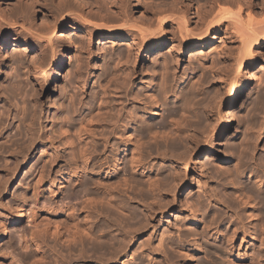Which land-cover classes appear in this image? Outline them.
Here are the masks:
<instances>
[{
	"label": "bare ground",
	"instance_id": "1",
	"mask_svg": "<svg viewBox=\"0 0 264 264\" xmlns=\"http://www.w3.org/2000/svg\"><path fill=\"white\" fill-rule=\"evenodd\" d=\"M16 1V5L9 7V0H0L6 8L5 11L0 7V169L4 172V176L0 177V185L5 186L11 179L13 182L21 168L30 167L36 154L40 152L48 159H43L44 163L40 161V167L38 164L35 166L37 173L29 182L32 183L34 191L40 184L51 181L52 170L61 165L60 182H74L77 184V191L74 192L73 187L66 190L69 192L66 193L69 202L67 205L61 203V211L47 200L40 204L36 201L35 205H40L38 208H31V205L23 210L20 207L22 210L18 211L13 224L22 219L24 211L28 217L37 220L36 226L44 230L53 227V233L57 237L66 234L65 243L83 246L84 241L89 242L97 237L93 236V229L88 230L91 228H88L90 216L95 215L94 219L100 216L105 220V225H110L109 228L115 235L110 238L108 234L107 238L110 239L103 238L99 240L98 246H92L94 251H110L109 258H105L106 263L118 264L122 259L130 262L133 259L130 248L141 241L138 251L147 256L148 264L155 260L160 261L158 264H168L170 261L173 264L175 259L178 264H204L194 258L200 251L201 244L195 246L193 255L190 248L182 247L188 237L187 231L177 234L178 240H181L180 244L166 241L164 236L158 237L157 232L161 225H164L168 232H172L169 220L170 212L175 208V212L180 215L189 212L184 223L187 226L189 224V228L185 227V230H189L191 236L206 238L205 231L214 232L215 229V239L223 242L217 245L213 242V247L208 244L211 249L206 248L205 243L206 247L201 251H206V257H215V261L209 258L210 262L207 264H263L264 148L261 157L254 159V155L259 148V141L264 136V82L262 91L254 97L256 88L252 86L250 76L243 72L246 65L247 68L256 69L262 64L261 68L264 70V0L260 3H254L255 0H170L168 4L113 0L110 2V11L113 10L114 14L108 11L109 7L107 8L106 3L101 0ZM131 10L135 11L139 18H135ZM38 12H43L45 18L39 25L33 21ZM58 30L63 33L59 38L64 44V53L58 51L59 47L56 48L54 43L53 35ZM71 31L81 33V37L77 39L79 54L75 57L76 64L70 70L71 76L67 81L77 91L72 95L68 92L67 96L68 88L61 89L62 98L59 97V104L57 101L58 105L54 106L58 117L51 121L49 117L53 106L50 100L42 101L41 96L49 83L57 81L58 74L68 62L65 60L72 58L71 49L77 40L69 34ZM221 33L224 34L222 37L229 38L227 51L225 49L219 59L211 63L202 58L200 74L190 64L192 76L189 78L181 74L180 86L177 90L174 89L176 94L170 103L167 98L177 82L176 78L184 64L186 52H190L196 59L197 54H201V50L210 43L209 38L215 40V36ZM99 41L109 43L113 47L119 44L121 54L119 51L117 54L123 58L122 63L118 62L120 68L113 67L112 63L110 66L111 61L108 62L103 56L106 51L100 53L98 51L102 49H94V42ZM9 43L12 44L13 51L10 55L15 57L12 62L16 60V63L26 64V69L24 65L23 69L26 70L25 81L28 82L26 87L29 90V93L25 88L20 90V85L15 81L18 77L11 78L12 85L14 81L19 85L16 90L19 87L18 90L27 92V96L24 93L25 100L22 105H19L21 107L17 105L18 108L14 109L15 116L20 118H14H19V124L16 127L13 125L15 128L12 126V129L16 130L15 136L17 135L12 141L6 140L7 129L11 123L9 122V126L4 125L5 121L10 120L11 101L5 91L7 84L5 87L3 85L5 89L1 87L2 76H10L7 73L10 66L6 64L8 53L5 49ZM164 53H167L165 58ZM150 56L153 59L148 70L144 67L139 69V64L149 60ZM101 58L102 74L101 79L98 77L100 81L99 85L97 84L100 92L91 96L89 84L95 78ZM9 64L12 65L11 61ZM12 74L11 76L21 77L20 74ZM25 75L22 78H25ZM111 81L114 82L113 89L108 85ZM19 82L22 84L21 79ZM16 85L14 83V87ZM244 89L245 95H242ZM252 97L255 100L253 99L254 103L250 106ZM228 104L232 108L227 112V121H223L221 111ZM235 108L241 116L235 132L231 135L227 117H235L238 113H233ZM11 114L13 115V112ZM177 116L180 121L173 119L175 137H163L168 134L164 133L168 129L167 121ZM219 129H222L223 135ZM12 136L14 138V135ZM159 138L163 140L162 143L158 142ZM230 138H234V142H230ZM8 141L12 142V145H8ZM202 153L206 156L203 165L200 159ZM144 154H149L153 160L164 165L169 164L171 170L165 169L166 167L159 169L158 173L153 172V167L146 170L144 167L148 166V162L145 161L148 159L146 160ZM251 162L260 169L259 176L257 175L259 179L254 178L255 184H251L249 179L237 183V179L250 176ZM232 173L238 178L235 179ZM84 174L92 176L93 180H85ZM254 174L255 172L252 176ZM226 177L232 182V187L236 184L237 193L230 187V190L227 189L229 191L225 190L219 194L220 192L216 191L218 187H213V181L219 186ZM140 180L144 181L147 189ZM182 184H187L190 189L194 184H199L208 204L213 203L230 211L235 217L234 220L232 218V223H227L229 226L225 224L229 227L228 230L224 227L225 230L219 231V226L224 220L219 210L212 209L209 213L212 219L208 220L205 212L209 211V208L199 195H193L195 198L189 199L186 207L183 205L185 199L183 204L180 199L181 204L177 202V205H174ZM91 187L100 193L98 194L101 199L97 198L99 196L96 193V198L100 201H91L93 198L96 200ZM129 189L132 194L138 192L139 198L132 197L130 201L139 203L140 213L137 208L135 210L131 207L133 204L128 205L124 204L125 201L120 203L117 200L125 197ZM148 196L151 200L147 203ZM115 200L119 202L117 205ZM111 211L123 216L127 225L120 224L122 219L121 222L116 220L117 218L112 220ZM101 229L104 230V226ZM106 229L107 227L105 231ZM108 233H111L110 229ZM17 238L20 249L26 250L30 247L27 237L21 234V231L17 233ZM34 238L39 239L41 243L35 240L34 242L46 247L47 243L45 244L43 237L34 234L31 239ZM97 238L101 239L100 236ZM10 249L0 252V264L21 263ZM85 252L84 249L78 250L77 256H80L82 261H86ZM66 259H57L55 263L69 264ZM88 259L92 262L91 258ZM100 259L97 258L91 264H104V260ZM132 264L145 263L138 259Z\"/></svg>",
	"mask_w": 264,
	"mask_h": 264
},
{
	"label": "rangeland",
	"instance_id": "2",
	"mask_svg": "<svg viewBox=\"0 0 264 264\" xmlns=\"http://www.w3.org/2000/svg\"><path fill=\"white\" fill-rule=\"evenodd\" d=\"M32 1H36V0H32ZM39 1V0H38ZM58 1V0H57ZM90 2H93V0H89ZM100 1V0H99ZM111 1H113V0H101V2L103 3V2H105L106 4H105V6H107V8L109 9L108 11L109 12H111V14H114V11L112 10V11H110L112 8H110V2ZM131 1H133V2H139L140 4H147V3H156V4H159V3H166V4H168L169 3V1L170 0H131ZM195 1H199V0H195ZM260 3L261 2V0H255L254 1V3ZM15 3H17V1L16 0H9V7H13L14 5H16ZM12 5V6H11ZM0 7L2 8V9H4L5 11H6V8H5V4H3L2 2H0ZM131 12H132V15L135 17V18H139V15L135 12V11H133V10H131ZM192 12H194V10L192 9ZM245 18V17H244ZM44 20H45V18H44V13L43 12H38L35 16H34V23L35 24H37V25H39V24H41L42 22H44ZM60 34H63L62 32H61V30H58L54 35H53V38H55V41H54V43H55V45H57L56 46V48L57 47H59L58 48V51H61L62 53H64L63 52V48H64V44H62L63 42L61 41L62 39L61 38H59L60 36ZM69 34H71L72 35V38H74L75 40H77V39H79L80 37H81V33H75V32H73V31H71V33H69ZM222 34V35H221ZM221 34H219V35H216L215 36V40L214 39H212V38H209V40H210V43L208 44V45H206L205 46V49H203V50H201V54H197V58L195 59V57H193V56H191V53L190 52H186V55H184V58H183V60H184V64L180 67V72H179V75L177 76V78H176V83H174V86L172 87V89H171V93H170V95L168 96V101L171 103V102H173V99L172 98H174V96H175V94H176V91L174 90V89H178L179 88V86H180V82H181V74H183V75H187L189 78L192 76V72L189 70V65L191 64L192 66H194V68L198 71L197 73L198 74H200L201 72H202V70H201V64H202V58H204V59H206V61H208V63L210 62H212V61H217V59H219V57L221 56V52L222 53H224L225 52V49H226V51H227V48H228V46H229V44H230V42H228L229 41V38H226L225 36L224 37H222L224 34L223 33H221ZM70 35V36H71ZM228 40V41H227ZM213 42V43H212ZM76 43V44H75ZM75 43L73 44V47H72V49H71V56H72V58H70V60H65V62L66 61H68V62H66L65 64H64V68L62 69V72L60 73V74H58V79H57V81H55V82H51V83H49L48 84V87H47V89L43 92V94H42V96H41V99H42V101H44V102H47V101H51V105L53 106V108L51 109V112H50V120L52 121V120H55L57 117H58V114H57V109L54 107V106H56V105H58L59 104V101H60V99H58L59 97L60 98H62V94H60V93H62L61 92V89H66V88H68V89H66V90H68L66 93H67V96H69V94L70 95H72L73 93H75V90L76 89H74L73 87H72V85H70L69 83H67V81H68V78L71 76V73L70 72H72V71H70L71 69H73L74 68V66H75V64H76V58L75 57H77L76 55H78L79 54V50H78V47H79V43H78V40H77V42L75 41ZM229 43V44H228ZM62 44V45H61ZM212 44V45H211ZM94 49L95 50H100V49H102V50H100V51H98V52H100V53H102V52H104V51H106V53H103L104 55V58L105 59H108L107 61L109 62V61H111V62H109L110 63V66L113 64V67H117V68H120V63L118 64V62L119 61H123V58H122V55H120L121 54V52L119 51V44L118 45H116V46H112V45H110L109 43H104V42H101V41H99V42H94ZM228 45V46H227ZM62 47V48H61ZM97 49H96V48ZM99 47V48H98ZM125 48V46H121V48ZM211 47V48H210ZM61 48V49H60ZM119 48V49H118ZM5 49H6V52L8 53L7 55H8V60H7V62H6V64H8L10 67L8 68L9 70H7V73H8V75H10L11 76V74L12 73H14L15 74V76L16 75H18V74H20L21 75V77L20 76H16V77H14V76H2L3 78H2V81H1V84H2V88H3V85H4V87H5V85H6V89L5 88H3V89H5V91H6V94H7V96H8V98H10V100L9 101H11L10 103V105H11V111H10V120L9 121H5L4 122V125H8L9 124V122L11 123V124H9L7 127H8V129H7V138H6V140H8V139H10V141H12L13 139H15L16 138V136H15V132H16V130L14 129L18 124H19V116L17 115V116H15L16 115V111L14 110V109H17L18 107H21V106H19L20 104L22 105V102H23V100H25V99H23L24 97H25V95H26V93L25 92H22L23 90H24V88H25V91L27 90L28 91V93H29V90H28V88L26 87V83H28V82H26L25 80H26V75H25V72H26V70L24 71V69H26V67H25V63L23 64L24 65V67H23V65H21L20 63H16V60H15V62H14V64H13V62H12V59H15V57H14V55L12 54V56L13 57H11V53H13V51H12V44L11 43H9L6 47H5ZM104 50V51H103ZM120 52V54L118 53L117 54V52ZM11 52V53H10ZM165 54L167 55V53H164V58H165ZM10 55V56H9ZM155 55V54H154ZM70 56V57H71ZM107 56V57H106ZM122 58V59H120V57ZM11 59H10V58ZM72 59V60H71ZM152 59H153V57H149V60H144V61H142L140 64H139V69H141L142 67H144L145 69L147 68V70H148V68L151 66V62H152ZM11 61V63H12V65L11 64H9V62ZM122 61H121V63H122ZM112 63V64H111ZM17 64H18V66H17ZM19 64L21 65L20 67H19ZM100 64V65H99ZM102 58L100 59V63H98V66H99V69H97L96 70V75H95V78L93 79V81H91V83L89 84V86H90V91H92V95L91 96H93L94 95V93H96V92H100V87L99 86H97V84L99 85V81H100V79H101V72H102V68H101V66H102ZM8 65H6V67L8 66ZM14 65V66H13ZM145 65V66H144ZM13 66V67H12ZM17 66V67H16ZM19 67V68H18ZM112 67V68H113ZM262 67V64H260V65H258L257 67H256V69L255 68H247V65L244 67V74H246L247 73V75L248 76H250L249 78H250V81H251V83H253L252 84V86H255V94L253 95L254 97H256V95H257V93L259 94L261 91H262V89L261 88H263V85H264V78H261V76H263L264 77V75H262V74H264V70H263V68H261ZM14 68V69H13ZM24 68V69H23ZM111 67H110V69H112ZM13 69V70H12ZM52 69H54V66H53V68ZM200 69V70H199ZM12 70V71H11ZM252 70V71H251ZM8 71H10V72H8ZM199 71H200V73H199ZM18 72V73H17ZM11 73V74H10ZM17 73V74H16ZM196 73V75H197V77L199 76L198 74ZM14 74H12V75H14ZM22 74H24L25 75V78H22V77H24V75H22ZM247 75H246V77H247ZM255 76V77H254ZM13 77V79H15V78H17L18 77V79H15V81L16 82H18V84L20 85V88L18 87V89H20V90H22V91H20V90H16V88H17V86H19L18 84L16 85V82L14 81L13 82V85H12V78ZM20 77V78H19ZM100 79H99V78ZM259 77V78H258ZM11 80H10V79ZM5 79V80H4ZM20 79L22 80V84H20ZM99 79V80H98ZM258 79V80H257ZM262 79V80H261ZM17 80H19V81H17ZM96 80H98V82L96 81ZM5 82V83H4ZM10 82V83H9ZM25 83V87H23L24 86V83ZM56 82H57V84H56ZM97 82V83H96ZM14 83H15V85H16V87H14ZM110 83H113V85L111 84L110 85ZM108 85H109V87L110 88H114V82H110ZM244 85H245V83H246V81L244 80ZM262 83H263V85H262ZM10 84V85H9ZM69 84V85H68ZM13 86V87H12ZM23 87V89H22V87ZM28 86H29V84H28ZM242 86H243V84H242ZM64 87V88H63ZM73 89H72V88ZM99 87V88H98ZM177 87V88H176ZM2 88H1V90H2ZM54 88V89H53ZM53 89V90H52ZM72 89V90H71ZM74 90V91H73ZM4 91V92H5ZM15 91H17V92H15ZM22 92V93H20V92ZM73 91V92H72ZM77 91V90H76ZM95 91V92H94ZM13 92V93H12ZM19 92V93H18ZM68 92H70L69 94H68ZM243 93H242V95L244 94V92H245V89H244V91H242ZM24 93H25V95H24ZM20 94V95H19ZM111 94H113V93H111ZM61 95V96H60ZM245 95V94H244ZM24 96V97H23ZM27 96V95H26ZM65 97L67 100H68V97ZM238 97V96H237ZM254 97H252V99H251V104H250V106L254 103V100H255V98ZM254 99V100H253ZM58 101V102H57ZM240 101V100H239ZM58 104H57V103ZM56 103V104H55ZM12 104L13 105H15V106H12ZM54 104V105H53ZM18 105V107H16ZM13 107H15V108H13ZM27 107H29L28 106V102H27ZM13 108V109H12ZM55 108V109H54ZM232 107H230V105L228 104V105H226L223 109H222V111H221V117L223 116V121H227V119H226V116H227V112H229V110L231 109ZM14 110V111H13ZM233 111H235V112H233L234 114H236L237 112H238V109L237 108H235V109H233ZM237 111V112H236ZM13 112V115L11 114ZM15 113V114H14ZM223 113V114H222ZM239 113V112H238ZM238 113L235 115V117H233V116H231V118H230V116L229 117H227L228 119H229V121H230V133H231V135L235 132V129H236V126L238 125V120H239V117L241 116V114L239 113V116H238ZM233 114V115H234ZM56 115V116H55ZM13 116H15V117H13ZM13 117V119L14 118H17V117H19L18 119H11ZM75 117H77V116H75ZM175 118H177V120L176 121H178L179 119V116H177V117H174V118H172L171 120H168L167 121V128L168 129H170V130H168V129H166L165 130V132L164 133H166L167 135H165L164 133V136L163 137H165V136H167L168 138H170V139H172V138H174L175 136L173 135V131H174V121H173V119L175 120ZM224 118H225V120H224ZM16 120H18V121H16ZM12 121L14 122V123H12ZM180 121V120H179ZM18 122V123H17ZM173 123V125H172V123ZM13 125H15V127L13 126ZM12 126L14 127L13 129H12ZM173 126V127H172ZM169 131V132H168ZM218 131H220V134L221 135H223V131H222V129H219ZM170 132H172V133H170ZM169 134H170V136H169ZM12 135H14V138H13V136ZM172 136H174V137H172ZM9 137V138H8ZM11 137H12V139H11ZM159 137H161V135H159ZM10 141H8L7 142V144L8 145H12V142H10ZM160 141V142H159ZM158 142L159 143H162L163 142V140L161 141V139L159 138V140H158ZM230 142H234V138H230ZM163 146V145H162ZM263 146V147H262ZM263 148H264V136H263V138L259 141V148H258V150L256 151V153H255V155H254V159H257L259 156L261 157L262 156V152H263ZM155 153V152H154ZM154 153H152L153 155H154ZM145 155V157H146V160L147 161H145V162H148L147 164H148V166L146 165V167H144L146 170H150V168H152V170H153V172L155 171V173H158L160 170H162V169H164L165 167V169H169V170H171V167H170V165L168 164H165L164 165V163H161V162H158V161H156V160H153L152 159V157L150 156L149 157V154H147L148 156H146V154H144ZM202 157V158H201ZM1 158V157H0ZM150 158V159H149ZM206 158V156H205V154L204 153H202L201 155H200V159H201V163H202V165L203 164H205V162L206 161H204V159ZM43 159L45 160H47L48 159V157L46 158V156H44L42 153H40V152H38L37 154H36V156H35V158H34V161L32 162V164L30 165V167H28V168H24V167H22L21 168V170L19 171V174L16 176V178L14 179V181L12 182V179H11V181H10V183H8V184H5V186L4 185H0V252H2V250L4 251V252H6V251H9L8 249L9 248H11L12 249V254H14V256L17 258V260L19 261V262H21L20 264H56L55 262L56 261H58L57 259H65V258H67L66 259V262H69V264L71 263V264H91L94 260H97V258H101L102 260H104L103 262H104V264H109V263H106V260H107V257L109 258V256H110V251H105V253H104V250H103V252H102V250L100 251V250H95L94 251V249L92 248V246H98V243H99V240H103V238L104 239H110L111 238V236H113L112 238H114L115 237V235L113 234V232H112V230H111V228H109L110 227V225H109V227H108V224H106L105 225V223L103 222V221H105L103 218H100V216L97 218V219H94L95 218V215L93 216H90L91 218H93V219H91L90 218V220H89V224L88 225H90V226H88V228L89 227H91V228H89L88 230H92V231H94V233H93V236H100L101 237V239H98L97 237L94 239V237H93V239L94 240H96V242H94V240H92V241H89V242H87V241H84V244H83V246L82 245H79V244H74V243H70V244H68L67 242L65 243L64 241H65V239H66V234H63V235H61L60 237H57L54 233H53V227H50L48 230H44V229H42V228H40V227H38V225L36 226V221L35 220H33L32 218H30V217H28L27 216V212H24V211H22L24 214L22 215V219L17 223V224H13V221L16 219V216L18 215V211H20V207H22V209L24 210L25 208L27 209V208H30V206L31 205H33V206H31V208H36V206L37 205H35V202L36 201H39V204L40 203H44L43 201H45L46 202V200H47V202L49 201L50 203H52V205H53V207L54 208H57V209H59V211H61L62 209H61V206H62V204H65V205H67L68 204V199H67V196H68V194H69V192H67L66 190L69 188V187H73L74 188V192H76L77 191V184H75L74 182H70V181H68V182H66V183H61L60 182V177H59V172H61V170H62V165L61 166H57V167H55L53 170H52V177H50L51 179V181H49V180H47L46 182H44L43 184H40V186H38V189L36 190V191H34V188H33V185H32V183L30 184L29 182L31 181V178H32V176H34L37 172V170H35V166H37V164H38V167H40L41 166V163L43 162ZM40 161H42V162H40ZM153 163H152V162ZM36 162V163H35ZM150 162V163H149ZM35 163V164H34ZM44 163V162H43ZM149 164H150V166H149ZM154 164V165H153ZM251 164H253V162H251ZM250 164V167L252 168H250L249 169V175L250 176H248V177H246V178H241V179H237V183H239V181H249L250 180V183L251 184H255L254 183V180L257 178V175L259 176V173H260V169L258 168V167H256V166H254V164H253V166ZM164 165V166H163ZM160 167H162V168H160ZM255 169H254V168ZM160 169V170H159ZM252 172H251V171ZM256 170H258V171H256ZM58 171V172H57ZM208 172H210V171H208ZM255 172V174H254V176H252V174ZM259 172V173H258ZM32 173H33V175H32ZM232 175L234 176V174L232 173ZM4 176V172L0 169V177H3ZM83 177L85 178V180L87 179V180H89V178H91L90 180H93L92 178V176H89V175H87V174H84L83 175ZM82 177V181H83V178ZM120 177H122V179H123V176L121 175ZM228 177H226V180L228 181H224L223 182V184H221V185H219L218 186V184L216 183V182H214L213 181V187L214 188H216V187H218V188H216L217 190L216 191H218V192H220L219 194H222L225 190H227V189H229L230 187L232 188V189H234V190H232V191H235L236 193L238 192V189H237V186H236V184H235V186L234 187H232V184H230V183H232V182H230L228 179H227ZM234 178H235V176H234ZM236 178H238V177H236ZM235 178V179H236ZM255 178V179H254ZM243 179H245V180H243ZM247 179V180H246ZM249 179V180H248ZM251 179H252V181H251ZM257 179H259V177L257 178ZM256 179V180H257ZM143 181V180H142ZM48 182V183H47ZM91 182V181H90ZM94 182V181H93ZM61 183V184H60ZM140 183L143 185V187L145 188V189H147L145 186L146 185H144V181L143 182H141V180H140ZM215 183V184H214ZM10 184V185H9ZM141 184L139 185V186H141ZM217 184V185H216ZM132 185V184H131ZM134 185V184H133ZM132 185V186H133ZM231 185V186H230ZM238 185V184H237ZM28 186V188L26 189V187ZM188 185L187 184H182L181 185V187H180V189H179V192H178V194H177V196H176V199H175V202H174V205H177L176 203L178 202L179 204H181V202L184 200L185 202H187V203H185L184 201V204H183V202H182V204L186 207V205H188V202L192 199V198H195V197H193V195L194 196H196L197 197V195H199V197L203 200V201H205V200H208L207 198L204 200V195L205 194H203V193H201V189L199 188V184H194L193 186H192V188L190 189L189 187H187ZM50 188V189H49ZM230 188V189H231ZM91 189L93 190L92 192H93V196H95V198L97 197V196H99V197H97L98 199L100 198L101 199V195H99L100 193L97 191L96 192V189H95V191H94V189L91 187ZM193 189V190H192ZM229 189V190H230ZM26 190V191H25ZM50 190V191H49ZM191 190V191H190ZM229 190H227V191H229ZM237 190V191H236ZM131 190L129 189L128 190V192L130 193H128V194H126V196L125 195H121V196H125V197H120V198H118L117 200L120 202V203H123L124 201V204H133V205H131V207H133L134 209L135 208H137V210H139L138 212L140 213L141 211V208H140V205H139V203H136V202H133L132 200L130 201V199H133V198H135L136 197V199H138L139 198V196H138V192L137 191H135L133 194L130 192ZM147 190H145V192H146ZM37 193V196H36V193ZM35 193V194H34ZM66 193H68V194H66ZM94 193H95V195H94ZM96 193L98 194L97 196H96ZM67 195V196H66ZM82 194H80V196H81ZM131 195V196H130ZM92 196V195H91ZM91 196H88V198L89 197H91ZM92 196V197H93ZM129 196H130V198H129ZM137 196H138V198H137ZM117 197H119V196H116V198ZM133 197V198H132ZM146 197V196H145ZM206 197V196H205ZM26 198V199H25ZM36 200H35V199ZM40 198V199H39ZM66 198V199H65ZM96 198V200H93V199H91V201H94V202H96L98 199ZM128 198V199H127ZM148 198V201H147V203L148 202H150L149 200H151L150 198H149V196L147 197ZM44 199V200H43ZM127 199V200H126ZM181 199V200H180ZM190 199V200H189ZM24 200H26V201H24ZM157 200V199H156ZM181 202H180V201ZM189 200V201H188ZM98 201H100V200H98ZM97 201V202H98ZM118 201H116L115 200V205H117L119 202ZM34 202V203H33ZM63 202V203H62ZM206 202V201H205ZM25 203V204H24ZM62 203V204H61ZM77 203V202H76ZM117 203V204H116ZM207 203V208H209V211H206L205 213L207 214V217H208V220L210 221L212 218V215L210 214L209 215V213H211V211H212V209L213 210H216V211H218L220 214L222 213V215H221V218L223 219V217H224V220H225V222H224V220H222V225L221 226H219V231H221V230H228V228H227V226H229V224L230 223H232V218H233V220H234V217L235 216H232V213L230 212V211H228V210H225V209H223L222 207H217V205H215V204H213V203H211V204H208V202H206ZM30 204V205H29ZM38 204V206H37V208L38 207H40V205ZM136 205V206H135ZM138 205V206H137ZM213 205V206H212ZM215 205V206H214ZM29 206V207H28ZM18 207V208H17ZM138 208H140V209H138ZM211 208V209H210ZM217 208V209H216ZM21 209V210H22ZM174 210H172L171 212H170V216H171V218H170V220H169V223H170V226L172 227V232L170 233V232H168V230H167V228L164 226V225H161L160 227H159V229H158V237L160 238V236H164L163 237V239H165L166 241L167 240H170V241H172L173 243L174 242H176L175 244H180V242H181V240L179 239L178 240V233H189V230H185L186 228L188 229L189 228V224H188V226H187V224L186 223H184V220H185V218L187 217V215L189 214V212H187V213H185V214H183V215H180V214H178L177 212H175V208H173ZM15 210H17V211H15ZM98 210H99V208H98ZM136 210V209H135ZM115 212H113V211H111V214H113V217H112V215H111V218H112V220L113 219H116V220H118V221H120L121 219L123 220H121L122 222H123V224H122V222L120 223L121 225H127L124 221V218H122L121 217V215L119 216V214H117L118 215V217H117V215L116 214H114ZM205 214V215H206ZM234 214V213H233ZM12 217H11V216ZM209 215V216H208ZM211 216V217H210ZM232 216V217H231ZM102 217V216H101ZM121 217V218H120ZM118 218H120V219H118ZM227 219V221H226V219ZM91 220H92V223H91ZM218 220V219H217ZM229 220V221H228ZM231 220V221H230ZM94 221V222H93ZM220 221V220H219ZM219 221H215V223H219ZM97 224H96V223ZM230 222V223H229ZM107 223V222H106ZM207 223H209V222H207ZM227 223H229V224H227ZM92 224V225H91ZM225 224L227 225V226H225ZM3 225H4V227H3ZM98 225V226H97ZM100 225V226H99ZM93 226H94V228H93ZM103 226H104V230H102L101 228H103ZM4 228V230H3V228ZM107 227V229H108V231H107V229H106V231H105V228ZM186 227V228H185ZM224 227H225V229H224ZM95 229V230H94ZM109 229H110V232L111 233H108L109 232ZM175 230V231H174ZM254 230H255V232L257 231V227H255L254 228ZM20 231H21V234H24L26 237H27V243H28V246H30V247H28V249H20V245H19V242H18V238H17V233L19 232L20 233ZM102 233H101V232ZM104 231H105V233H104ZM180 231V232H179ZM183 231V232H182ZM187 231V232H186ZM207 231V230H206ZM205 231V234L207 235L206 236V238H201V237H195L194 235H192L191 236V233H189L190 234V236H189V234L187 233V235H188V237H187V239H186V243H184V244H182V247H188V248H190V251H192V255H193V252H195L196 251V247L197 246H199L200 244L202 245H200V251H198L197 252V254L196 255H194V258L195 259H199L202 263H204V264H207V263H209L210 261H209V258L212 260L213 259V261H215V257L214 258H212L213 256H211V255H208V257H206V251L205 252H202L201 251V249L204 247H206V245H207V247L206 248H208V249H211V247H213V246H211V245H217V243L218 244H220L222 241H218L217 239H215V236H214V232H216L215 231V229L213 230L214 232H212V231H210V232H206ZM107 232V233H106ZM177 232V233H176ZM195 233V232H194ZM209 233V234H208ZM36 235V236H40V237H43L45 240V244H46V247H45V245H43V244H41V245H43L42 247H41V245H40V241H39V239L38 240H36L37 238H34V239H31V236H33V235ZM102 234V235H101ZM109 234V237L110 238H107L108 235ZM113 234V235H112ZM163 234V235H162ZM170 234V235H169ZM210 234H212V235H210ZM105 235V236H104ZM167 235L169 236V237H167ZM209 235V236H208ZM103 236V237H102ZM167 237V238H166ZM195 239H194V238ZM210 237V238H209ZM211 237H212V239H211ZM158 238V239H159ZM208 238V239H207ZM30 239L33 241V243H32V241H30ZM97 239H98V241H97ZM201 239H202V241H201ZM207 239V240H206ZM34 240L37 242H40L39 244L38 243H36V242H34ZM212 240V241H211ZM29 241V242H28ZM178 241H179V243H178ZM196 241H198L197 243L198 244H196ZM140 242L141 241H138V242H136V244L134 245V246H132L131 248H130V255H133V259L130 261V262H126V259L125 260H120L119 261V263L118 264H132L133 263V261H136V260H138V259H141L142 261H143V263H145V264H148L149 263V259L147 258V256H145V255H142L141 254V252L140 251H138V244H140ZM190 242V243H189ZM194 242V243H193ZM204 244H203V243ZM213 242H214V244H213ZM157 243V242H156ZM205 243H207L206 245H205ZM211 243V244H210ZM223 243V242H222ZM186 244V245H185ZM192 244H194V245H192ZM211 246H209V245ZM38 245H40L39 247H38ZM191 245V246H190ZM197 245V246H196ZM204 245V246H203ZM214 245V246H215ZM48 246V247H47ZM196 246V247H195ZM249 246H250V243H249ZM257 246H258V244H257ZM192 247V248H191ZM239 247V246H238ZM8 248V249H7ZM40 250H39V249ZM82 248V249H81ZM245 248V246H243V248L242 249H244ZM251 248V247H250ZM10 249V250H11ZM84 249V251H86L85 253H86V255H85V258L86 259H84V260H86V261H82L81 259V257L80 256H77V254H78V250H83ZM205 249H203V251H204ZM102 252V253H101ZM107 252V253H106ZM109 252V253H108ZM2 253H0V257L2 256L1 255ZM263 254H264V252H263ZM41 256V257H39V256ZM164 256H165V254H163ZM56 256H58V257H56ZM70 258H69V257ZM92 256L95 258H92ZM211 256V257H210ZM65 257V258H64ZM57 258V259H56ZM88 258H91L92 259V262H90L89 261V259ZM105 258H106V260H105ZM100 259V260H101ZM174 260V259H173ZM177 259H175V261H176ZM175 261H173L174 263L173 264H178V263H175ZM89 262V263H88ZM158 262L160 263V261L158 260L157 262H156V260L155 261H153L152 262V264H158ZM172 261H170V263L168 262V264H172L171 263ZM193 264H195L194 262H192ZM13 264V263H12ZM189 264H191V263H189ZM264 264V263H263Z\"/></svg>",
	"mask_w": 264,
	"mask_h": 264
}]
</instances>
